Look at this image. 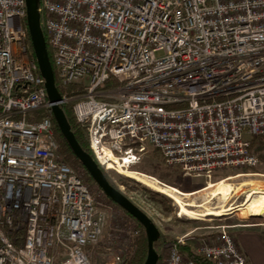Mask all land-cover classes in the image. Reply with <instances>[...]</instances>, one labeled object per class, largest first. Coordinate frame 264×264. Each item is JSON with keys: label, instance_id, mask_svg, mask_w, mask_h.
Here are the masks:
<instances>
[{"label": "built area", "instance_id": "1", "mask_svg": "<svg viewBox=\"0 0 264 264\" xmlns=\"http://www.w3.org/2000/svg\"><path fill=\"white\" fill-rule=\"evenodd\" d=\"M39 12L59 86L81 90L58 105L74 102L107 171L130 170L150 149L189 178L257 167L264 0H40ZM25 22L26 0H0V264H92L87 250L103 238L108 212L83 172L62 161L51 119L28 120L53 104ZM139 234L135 221L118 224L107 250L124 261ZM179 245L166 264H200ZM196 254L248 264L225 230Z\"/></svg>", "mask_w": 264, "mask_h": 264}, {"label": "rangeland", "instance_id": "2", "mask_svg": "<svg viewBox=\"0 0 264 264\" xmlns=\"http://www.w3.org/2000/svg\"><path fill=\"white\" fill-rule=\"evenodd\" d=\"M253 153L259 159V164L253 169H227L215 173L211 179L185 177L178 169L167 167L158 152L152 149L144 155L135 166H132L130 171L144 175L148 181L165 190V193L156 191L142 182L115 171L108 172V177L119 191L127 198L136 204L144 211L155 223L160 231V239L156 243V251L159 254L158 264H166L168 248L175 242L182 240L184 244L197 252L198 244L204 241H212L218 232L223 230L229 232L234 237L238 231L243 230V225H257L252 230H259L264 233V216H244L240 211L233 214L216 217L208 216L203 219H192L187 216H181L180 206L177 204L173 196L178 197L183 203L203 204L209 196V191L206 190L209 185L217 184L221 181H227L234 187H239L248 182H253L254 185H264V137L257 139L253 143ZM241 176V177H238ZM122 178H128L131 181H123ZM255 181V182H254ZM263 184V185H262ZM252 188V184L242 187L241 191L231 199L229 204L239 205L246 197L248 190ZM177 189L181 194L173 191ZM95 198L102 204L101 209L108 212L109 224L100 243L88 249L92 264H124L118 261V256H123L118 249L107 250L108 234L111 229H114L118 224L130 222L131 219L124 210L114 204L108 197L102 196L99 187H92ZM157 193L160 194L155 195ZM194 194V195H192ZM111 202H110V201ZM223 204L219 200H214L210 205L211 208H220ZM109 207V209H107ZM198 212H203L201 208H195ZM257 218L262 220H256ZM124 222H123V221ZM137 224V223H136ZM138 225V224H137ZM135 227V225H133ZM139 227V226H138ZM252 228V227H251ZM139 235L134 236L131 241L132 245L127 247L124 260L132 256L134 253V242ZM125 262V261H124Z\"/></svg>", "mask_w": 264, "mask_h": 264}, {"label": "water", "instance_id": "3", "mask_svg": "<svg viewBox=\"0 0 264 264\" xmlns=\"http://www.w3.org/2000/svg\"><path fill=\"white\" fill-rule=\"evenodd\" d=\"M39 6L40 0H26V24L39 72L45 81L48 99L53 104L51 107L53 118L73 154L89 173L99 189L114 204L128 213L143 227L148 247L144 264H158L160 257L155 248V244L160 239L158 227L144 211L109 182L98 163L78 143L63 108L58 105L62 97L56 86L55 73L49 59L46 38L40 25Z\"/></svg>", "mask_w": 264, "mask_h": 264}, {"label": "trees", "instance_id": "4", "mask_svg": "<svg viewBox=\"0 0 264 264\" xmlns=\"http://www.w3.org/2000/svg\"><path fill=\"white\" fill-rule=\"evenodd\" d=\"M25 27L27 29L26 22H25ZM27 31H28V29H27ZM45 38H46V42H47V50H48L49 59H50V62L52 64V67H53V70L55 73L56 86L59 90V93L62 95L64 92H68V94L71 96H75L76 94H79L81 92V90L76 86H70V87H67L65 89H62L59 86V81L57 78L56 68H55V64H54L53 50L50 47L49 40L47 39V37H45ZM29 48L31 51V54H30L31 57L35 59L34 52H33L32 45H31V41H30V37H29ZM107 88H111V86L108 85ZM73 105H74V102L63 106V111H64V113L68 119L69 124L71 125L72 132L74 133L78 143L83 148V150L86 151L89 155H91L94 158V160L97 162V160L95 159V156L93 155V152L90 149L87 129L85 127L81 126L80 124H78L74 118L73 109H72ZM45 117L50 118L52 123H53L54 131H55V138L59 144V152H60V156L62 158V161L66 165L70 166L71 168H73L75 170L82 171L83 176H84V180L90 187L91 186L97 187L94 180L91 178L89 173L85 170V168L81 165L79 160L75 157V155L73 154V152H72L71 148L69 147L67 141L65 140V138L61 134V132H60V130H59L54 118H53L51 110H40V111H37L35 113H32V114L28 115V120L29 121H39ZM260 138H256V139L251 140V150L253 149V143H255L257 141V139H260ZM98 165H99V163H98ZM99 167L102 170V172L106 175L108 180L110 181V179L108 177V172H110V171H107L104 167H102L100 165H99ZM122 179H123V181L124 180L128 181V182L131 181L128 178H122ZM115 188L117 189V187H115ZM152 193L155 195H158V196L160 195V194H157L154 192H152ZM126 214L138 224V226L140 228V234L136 238V240L133 244L134 245V253L132 254V256H130L126 260H124L125 262L123 261V263L124 264H144L146 261L147 251H148L145 231H144L143 227L134 218H132L128 213H126ZM256 220H262V219L257 218ZM175 243H177V242H175ZM155 248H156V244H155ZM179 248H180V252L182 255H184L185 257L191 258L192 260H194L197 263L212 264L206 258H204V257L196 254L195 252H193L192 249L186 245H179ZM125 251H127V249Z\"/></svg>", "mask_w": 264, "mask_h": 264}, {"label": "bare ground", "instance_id": "5", "mask_svg": "<svg viewBox=\"0 0 264 264\" xmlns=\"http://www.w3.org/2000/svg\"><path fill=\"white\" fill-rule=\"evenodd\" d=\"M109 168H113L112 166H109ZM120 174L132 177L146 186L165 193V190L162 188H159L158 186L154 185L150 181H148L146 176L140 175L138 173H133L130 170H124L119 168ZM241 177V176H238ZM255 182V181H254ZM252 184V188L247 191L245 200L239 204V205H231L229 202L231 199L235 196V194L239 193L246 185ZM260 184V182H259ZM258 184V185H259ZM254 185L253 182H248L247 184H243L239 187H234L232 184L228 183L227 181H221L217 184H212L207 187L206 190L209 191V196L206 198L205 202L203 204L197 205L195 201L192 203H183L178 197H174L177 204L180 206V213L181 216H187L192 219H203L208 216H227L229 214H232L235 211H240L242 215L249 216H264V185L258 186ZM173 191L177 194H181L180 191L177 189H173ZM194 195V194H192ZM219 200L223 205L220 208H211L210 205L213 203L214 200ZM195 208H201L203 209V212H198L196 210H193Z\"/></svg>", "mask_w": 264, "mask_h": 264}, {"label": "crops", "instance_id": "6", "mask_svg": "<svg viewBox=\"0 0 264 264\" xmlns=\"http://www.w3.org/2000/svg\"><path fill=\"white\" fill-rule=\"evenodd\" d=\"M253 227L256 228L258 226L254 224L251 226L243 225V230L237 232L235 239L248 264H264V233L258 229L252 230Z\"/></svg>", "mask_w": 264, "mask_h": 264}]
</instances>
